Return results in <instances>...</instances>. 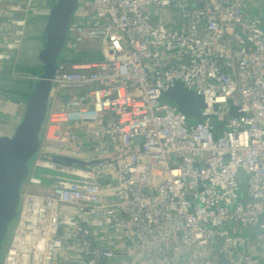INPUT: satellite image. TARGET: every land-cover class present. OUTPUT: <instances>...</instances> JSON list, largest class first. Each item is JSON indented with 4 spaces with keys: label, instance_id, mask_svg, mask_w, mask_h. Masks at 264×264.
I'll use <instances>...</instances> for the list:
<instances>
[{
    "label": "built area",
    "instance_id": "1",
    "mask_svg": "<svg viewBox=\"0 0 264 264\" xmlns=\"http://www.w3.org/2000/svg\"><path fill=\"white\" fill-rule=\"evenodd\" d=\"M19 1L0 7V82L23 79ZM244 7L80 0L2 264H264V23ZM176 84L218 132L165 99Z\"/></svg>",
    "mask_w": 264,
    "mask_h": 264
},
{
    "label": "water",
    "instance_id": "2",
    "mask_svg": "<svg viewBox=\"0 0 264 264\" xmlns=\"http://www.w3.org/2000/svg\"><path fill=\"white\" fill-rule=\"evenodd\" d=\"M79 7L80 0H32L34 14L27 23L29 35L15 65V75L23 79H3L7 84H0V98L9 102L0 111L16 118L12 123L0 124V264L19 214L23 184L40 153V134L48 114L53 80L65 64L63 56ZM164 97L176 106L188 125L211 122L215 133L221 128L216 117L205 113V98L183 84L170 88ZM67 163L75 165L76 161Z\"/></svg>",
    "mask_w": 264,
    "mask_h": 264
},
{
    "label": "crops",
    "instance_id": "3",
    "mask_svg": "<svg viewBox=\"0 0 264 264\" xmlns=\"http://www.w3.org/2000/svg\"><path fill=\"white\" fill-rule=\"evenodd\" d=\"M244 1V12L247 16L253 19H262L260 15H264V0H243ZM19 0H0V7L1 8H11L16 3H19ZM16 121V118L12 117L10 123ZM63 160L59 159L57 162H62ZM115 238H112L110 243H113ZM242 246V245H241ZM250 248H253L252 242L249 243ZM243 247V246H242Z\"/></svg>",
    "mask_w": 264,
    "mask_h": 264
},
{
    "label": "trees",
    "instance_id": "4",
    "mask_svg": "<svg viewBox=\"0 0 264 264\" xmlns=\"http://www.w3.org/2000/svg\"><path fill=\"white\" fill-rule=\"evenodd\" d=\"M260 17H262V19H260V20H262L263 23H264V15H260ZM175 22H176V19H172L168 23L169 24L170 23L171 24H175ZM10 69H11V66L10 67L7 66L6 71H10ZM11 72H15V66L12 67ZM5 79L7 80V78H5ZM6 80H2L0 82V84H2V83L3 84H7ZM82 93L83 92H75V93H72V94H69V95H72L70 97H77V96H79ZM61 95L62 96H68L66 93H62ZM15 109H16V106H15ZM10 120H12V117L10 115H7L4 112L0 111V124H5L6 122H10ZM233 235H235L237 238H239L240 243H241V245L243 247L250 248L249 243L252 242V240L254 238L253 236H249V235L241 236V232H239L238 230H233Z\"/></svg>",
    "mask_w": 264,
    "mask_h": 264
},
{
    "label": "rangeland",
    "instance_id": "5",
    "mask_svg": "<svg viewBox=\"0 0 264 264\" xmlns=\"http://www.w3.org/2000/svg\"><path fill=\"white\" fill-rule=\"evenodd\" d=\"M68 46V45H67ZM66 49H67V47H66ZM65 49V50H66ZM62 93H66L68 96H62L61 94ZM72 93H75L73 90H61L60 92H59V96L60 97H69V98H73V97H70V96H72V95H69V94H72ZM8 103L9 102H7L5 99H1L0 98V108H3V107H5V106H7L8 105ZM2 125H5V124H2ZM44 127H45V124H44V126H43V129H44ZM1 131V130H0ZM0 133H3V131H1ZM42 135H43V130H42V132H41V134H40V136L42 137ZM55 163H63V162H55ZM37 172H40V173H48V172H51V171H48V170H37ZM252 234H253V232H251ZM11 242V235H10V237H9V239H8V241H7V243H6V245H5V249L8 247V245H9V243Z\"/></svg>",
    "mask_w": 264,
    "mask_h": 264
}]
</instances>
